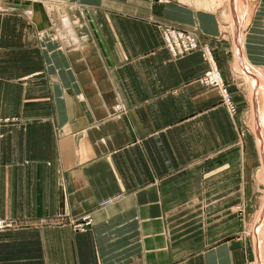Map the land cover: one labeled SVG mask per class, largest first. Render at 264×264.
<instances>
[{
    "label": "crops",
    "instance_id": "obj_1",
    "mask_svg": "<svg viewBox=\"0 0 264 264\" xmlns=\"http://www.w3.org/2000/svg\"><path fill=\"white\" fill-rule=\"evenodd\" d=\"M60 1L48 17L36 0H0V218L16 223L0 264L257 259L237 212L256 147L264 176V0H228V16L182 0ZM161 24L210 45L233 118L197 81L205 46L175 59Z\"/></svg>",
    "mask_w": 264,
    "mask_h": 264
},
{
    "label": "rangeland",
    "instance_id": "obj_2",
    "mask_svg": "<svg viewBox=\"0 0 264 264\" xmlns=\"http://www.w3.org/2000/svg\"><path fill=\"white\" fill-rule=\"evenodd\" d=\"M157 1H159V2H166L167 3V2H170L172 0H157ZM208 1H209L210 5H211L210 6L211 9L213 8L212 10H216L217 14L220 15V11H222L223 12V15H224V13L226 11V14L224 16H228L227 12H229L228 10H230V8H229L230 6L227 7L228 0H208ZM56 2L59 3V2H62V1H60V0H36L35 3L40 4L41 7H43V10L45 12H48V17H51V16H54V14H58L60 12L58 6L56 5ZM249 2H250L249 3V10L252 11V3H253V0H250ZM186 3H188V2H186ZM194 7L196 8V6H194ZM248 22H249V19L246 20V23L244 25H247ZM168 26L175 27V28L182 29V30H186V31H191V32H194V33H197V29L196 28L185 29V28L176 27V26L170 25V24H161V25H159V29H160L162 38L164 40V43H165L166 47L168 48V50L170 51L171 55L175 59L181 58V57H183L185 55H188L189 53H191V52H193L195 50H199V49H201V47H204V46H207L211 50L212 55L214 57V54H213V51H212L210 45L207 42L206 43H201L200 41H198V45H197V47L195 49H191L189 51H185L184 53H180L178 56L175 55L173 53V51L170 49V47L167 45L166 40H165L164 30ZM222 32L224 34L223 36H225L226 39H228V40L231 39L229 31L222 29ZM204 60H205V58H204ZM214 60H215V58H214ZM206 63L208 65V68L201 75H199V77L197 78V81H198V83L202 87L215 88V89L218 90L219 95L221 97V103H222L224 109L226 110V113L228 114V116L230 118H233L235 116V114H236V104H235V102H234V100L232 98V95H231L230 90L228 89L229 87L227 86L226 81H224L225 78H224L221 70L218 68V66H217V68L220 71V73L222 74L221 76H222L223 81H224V84L226 85V88L228 90V93H229V96H230L229 97V103H231V105L233 106V111H231L230 108L228 107V104L229 103H227L226 100H224V98L221 95V93H220V91H219V89H218L217 86L212 85V84H205V83L200 82L201 81V78L205 75V73L207 71H210V69H211V65H209L207 61H206ZM216 65H217V63H216ZM234 79L236 81V84L238 85L237 86L238 87V90L239 91H242V93L245 94L246 98L247 97L249 98V96H248V94L246 92V89L244 88L245 87L244 82L246 80L244 78L242 79L241 77H237V76H234ZM239 93H240V96L239 97L243 99V96H241V92H239ZM258 104H256V105H258ZM120 108H121L120 107V104H118L117 105V111ZM253 129H254V127H253ZM247 132H248V135H249V132L251 133L252 130H250L249 127H247L246 130L244 128L238 129V133L240 134L239 137L240 136L242 137V140L241 141H245V137H246L245 135H247ZM249 143H250V139H249ZM253 145H254V143H253ZM249 146H250V144H249ZM250 152H251L252 158L254 159V162H255L254 163L255 164L254 165L255 167H254V170H253V172L255 173V171L257 170V168L261 165L259 151H258V149L256 147L254 150L253 149L250 150ZM260 170H261V168H260ZM254 173H253V179H252L253 180V183H252L253 186H252V184H250L251 185V188L253 187L252 196H251L250 200L248 201V202H250L251 205L250 204L247 205V208H245V207L242 208L240 206L242 208V210H240L238 208V212L237 213L240 215L239 216V219H240L239 222L240 223H243V225H244V228H243V231H242L243 232L242 233V236L249 238L250 241L252 242V245L254 244L255 257H258L257 259H254L252 262H249V264H257V261H258V264H264V180H262L264 178V176L262 178V175H261L260 182H257L256 183L255 182ZM247 199H249V198H247ZM235 211H237V210L235 209ZM85 217H86V215L83 216L82 219L73 222L74 228L76 227L75 225L77 223H84V222H86ZM89 226L90 225H88L87 228ZM76 230L85 231V230H81V229H76ZM256 237L260 238V241L259 242L257 240L258 238L256 239ZM253 240H254V242H253Z\"/></svg>",
    "mask_w": 264,
    "mask_h": 264
},
{
    "label": "built area",
    "instance_id": "obj_3",
    "mask_svg": "<svg viewBox=\"0 0 264 264\" xmlns=\"http://www.w3.org/2000/svg\"><path fill=\"white\" fill-rule=\"evenodd\" d=\"M164 35L167 45L177 56L180 53H184L185 51L195 49L198 45L196 33L191 31L182 29L178 30V28L175 29V27L168 26L164 30ZM200 82L217 86L224 100L229 103L230 96L221 75H218L217 78L212 77V69H210V71H207L201 78ZM228 107L231 111H233V106L231 103L228 104ZM105 202H109V200H106ZM85 220L86 222L84 223H77L75 228L85 230L88 225L92 224V218L89 215H86ZM15 225L16 223L12 219L0 218V232L9 228H13Z\"/></svg>",
    "mask_w": 264,
    "mask_h": 264
},
{
    "label": "bare ground",
    "instance_id": "obj_4",
    "mask_svg": "<svg viewBox=\"0 0 264 264\" xmlns=\"http://www.w3.org/2000/svg\"><path fill=\"white\" fill-rule=\"evenodd\" d=\"M184 2H188V3H190V4H192V5H194V6H196V8H198V9H211V5H210V3H209V1L208 0H183ZM215 3V2H214ZM213 9V8H212ZM245 13V12H244ZM65 24H66V26L67 27H70V22H69V20H66L65 21ZM70 30H71V28H69ZM175 29H177V28H175ZM178 30H180V29H178ZM196 37H197V35H196ZM197 39H198V37H197ZM199 41V40H198ZM204 50H205V52H206V56H207V59H208V61H209V63H210V65H211V69H212V77H218V75H222L221 73H220V71L218 70V68H217V65H216V62H215V60H214V57H213V55H212V52H211V50L207 47V46H205L204 47ZM222 77V76H221ZM223 79V78H222ZM263 180H264V178H263ZM258 237H256V239H257ZM255 239V240H256ZM258 240V242L260 241V238H258L257 239ZM263 242V241H262ZM262 253V252H261Z\"/></svg>",
    "mask_w": 264,
    "mask_h": 264
}]
</instances>
